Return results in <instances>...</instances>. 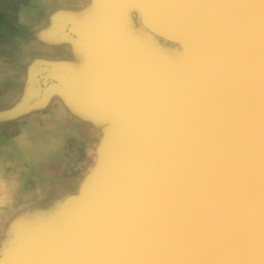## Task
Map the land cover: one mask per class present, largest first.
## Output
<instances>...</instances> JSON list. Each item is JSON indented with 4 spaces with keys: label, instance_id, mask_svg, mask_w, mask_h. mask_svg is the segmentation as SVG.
<instances>
[{
    "label": "water",
    "instance_id": "water-1",
    "mask_svg": "<svg viewBox=\"0 0 264 264\" xmlns=\"http://www.w3.org/2000/svg\"><path fill=\"white\" fill-rule=\"evenodd\" d=\"M30 3L12 36L66 54L28 53L0 136L59 105L91 154L15 197L0 264H264V0Z\"/></svg>",
    "mask_w": 264,
    "mask_h": 264
},
{
    "label": "crops",
    "instance_id": "crops-1",
    "mask_svg": "<svg viewBox=\"0 0 264 264\" xmlns=\"http://www.w3.org/2000/svg\"><path fill=\"white\" fill-rule=\"evenodd\" d=\"M38 6H39L38 9L41 8L40 5ZM39 20H41V17L38 15V19H37L38 24L40 22ZM42 35L43 37L45 36V34L43 33ZM22 42L23 43L20 44L19 42L16 41V44H18V51H16L15 55H14V50H12V48L10 47L11 49H9L8 55L6 54L3 58H0V67L4 68V71L2 72H4L6 77L5 78L6 87L7 84H11L9 91L10 93L7 92L5 93V95L0 96V101L8 100L12 98L13 96L12 83L16 81L18 75L21 73V66L23 64L22 62H24V58L28 55V53L31 50L34 49L38 55H43L47 58L64 57L66 54L63 49H57V48L52 49L42 44L39 40L37 44H35V48L29 45V43H26L24 41ZM51 50L53 51L51 52ZM62 114L63 113L61 111L60 106L54 105L53 108H51L49 111H46L43 116L37 117L35 121L30 122L26 126L15 127L14 129L11 128L2 131L3 135L6 136L4 137L0 136V152L5 151L4 149L1 150L2 147L14 146L17 147L18 149L17 151L11 150L9 152V155L4 154L5 152L0 154V156L2 155L14 156V159H12L15 162L14 168H12V172H14L12 173V178L14 180L15 186L13 187L12 194H14L15 197L21 194L25 187L29 188L30 193L33 192L35 194H40V195H49V194L58 195L61 193L72 192L76 188L79 178L82 176L81 174L82 171L84 170L89 154H91V151L88 149V143L85 139L86 136H84L89 132V129L91 127L83 124L78 120H69V118L66 117L62 119V117H60L62 116ZM56 130H58L59 132L62 131L63 132L62 136H64V144L62 145L63 150L60 151H55V150L52 151L51 148V147L59 146L54 143L58 139L57 138L58 134L57 132H55ZM19 131L28 132L29 135H31L33 132L35 134L36 131H38V134L40 133V131L42 132L46 131L47 133L45 132L44 134H42V136L40 135L41 138H38L37 140L41 142L42 146L48 147L49 150L43 154H38L35 152L33 157L30 159L23 157L20 148L22 147V145H24L23 143L25 139H23V136L19 133ZM70 138L73 139L71 140ZM47 142L48 144L50 143V145H48ZM6 159L7 158H2L0 159V162L4 163L6 162ZM61 167L63 169H61ZM18 184L19 186H17ZM14 200L16 199L14 198Z\"/></svg>",
    "mask_w": 264,
    "mask_h": 264
},
{
    "label": "rangeland",
    "instance_id": "rangeland-1",
    "mask_svg": "<svg viewBox=\"0 0 264 264\" xmlns=\"http://www.w3.org/2000/svg\"><path fill=\"white\" fill-rule=\"evenodd\" d=\"M30 2H32V0H0V5H1L0 7V58H3L6 54L8 55L9 49L11 48L12 50H14V55L16 54V51H18V44H16L15 38L12 36L13 35L12 32L14 33V29L18 22L33 20V17L36 12L35 11L36 8L32 9L33 8L31 7L32 3ZM28 5L29 7H27ZM23 14H25L26 16ZM3 23L6 24V27H5V24ZM1 30H3V32H1ZM2 71H4V68L0 67V96H3L5 95V93L9 92L10 87H11V84H7L8 87H6V83H5L6 77H5L4 72ZM12 85H14V82L12 83ZM17 150H18L17 147H13L12 149V151H17ZM2 158H7V159H6V162L0 163V191H2V188L3 189L10 188L8 183H10L9 179L11 182L13 180L12 168H14V164H15L14 160H12L14 159V156H0V159ZM7 195L8 193L6 194V196Z\"/></svg>",
    "mask_w": 264,
    "mask_h": 264
},
{
    "label": "bare ground",
    "instance_id": "bare-ground-1",
    "mask_svg": "<svg viewBox=\"0 0 264 264\" xmlns=\"http://www.w3.org/2000/svg\"><path fill=\"white\" fill-rule=\"evenodd\" d=\"M73 0H32V2H34L35 4H39L40 6H43V7H52V6H54V5H56V4H61V3H71ZM84 1V0H83ZM25 5V4H24ZM31 5V4H30ZM0 7H1V5H0ZM27 7H29V5L27 6ZM39 7V6H38ZM16 8V7H15ZM14 8V9H15ZM4 10V9H3ZM12 10H13V8H12ZM18 11V10H17ZM28 11V10H27ZM6 12V11H5ZM14 12H15V10H14ZM17 13V12H16ZM30 13V12H29ZM9 14V13H8ZM26 14V13H25ZM25 14H23V15H25ZM3 16V15H2ZM26 16V15H25ZM4 17V16H3ZM27 19V18H26ZM25 19V20H26ZM37 19H38V17H37ZM40 21V20H39ZM12 25V24H11ZM5 27H6V25H5ZM1 32H3V30H1ZM21 31L19 32V36L21 35ZM5 34V33H4ZM11 34V33H10ZM25 35V34H24ZM30 45V44H29ZM42 48V47H41ZM53 49V48H52ZM40 50V49H39ZM38 50V51H39ZM50 50V49H49ZM53 50H51V52H52ZM50 52V51H49ZM62 52V51H61ZM41 53V52H40ZM48 53V52H47ZM54 53V52H53ZM50 55V54H49ZM60 56V55H59ZM8 87V86H7ZM7 92V91H6ZM53 108V107H52ZM60 110V109H59ZM52 111V110H51ZM56 113H57V111H56ZM58 119V118H57ZM54 122V121H53ZM59 123V122H58ZM56 124V123H55ZM59 125V124H58ZM78 125V124H77ZM90 127V126H89ZM65 128V127H64ZM50 129V128H49ZM53 129V128H52ZM67 129V128H66ZM75 131V130H74ZM46 132V131H45ZM45 132H42V131H40V133L38 134V131H36L35 132V134H34V132L31 134V135H29L28 134V132H23V131H19V133L23 136V139H25V141H24V145H22V147L20 148V150H21V154H22V156L23 157H25V158H32L33 157V155H34V153L36 152V153H38V154H43V153H46L49 149H48V147H44V146H42L41 145V142L39 141V140H37L38 138H41V136H42V134H44ZM55 132H57V134H58V139H57V141H55L54 143L56 144V145H59V146H56V147H51L52 148V151H60V150H63V144H64V136H62V134H63V132L62 131H58V130H56ZM54 132V133H55ZM47 133V132H46ZM53 133V134H54ZM75 133V132H74ZM18 135V134H17ZM24 135H25V137H24ZM41 135V136H40ZM47 135V134H46ZM77 137V136H76ZM13 138H15V137H13ZM17 138V137H16ZM74 138V137H73ZM72 138V139H73ZM67 139V138H66ZM68 139H69V137H68ZM71 139V138H70ZM71 139V140H72ZM83 139V138H82ZM26 142V143H25ZM47 144H48V142H47ZM48 145H50V143L48 144ZM76 145V144H75ZM78 145H79V142H78ZM13 147L14 146H8V147H2L1 148V150L2 149H4L5 151H2V152H0V154L1 153H4V154H8L9 155V152L13 149ZM77 147V146H76ZM80 152V151H79ZM89 152V151H88ZM73 154V153H72ZM80 154V153H79ZM85 154V153H84ZM63 155V154H62ZM2 156H5V155H2ZM67 156H68V154H67ZM66 156V157H67ZM76 156V155H75ZM70 159V158H69ZM83 159V158H82ZM71 161H73V160H71ZM9 162V161H8ZM70 162V161H69ZM75 162V161H74ZM83 162V161H82ZM0 163H2V162H0ZM10 163V162H9ZM62 163V162H61ZM68 163V162H67ZM66 163V164H67ZM13 164H14V162H13ZM12 164V165H13ZM83 164V163H82ZM56 165V164H55ZM54 165V166H55ZM84 165V164H83ZM22 166V165H21ZM69 167V166H68ZM77 167H79V166H77ZM23 168V167H22ZM65 168V167H64ZM30 169V168H29ZM59 169V168H58ZM57 169V170H58ZM61 169H63L62 167H61ZM67 169V168H66ZM31 170V169H30ZM60 170V169H59ZM27 171H29V170H27ZM33 172V171H32ZM50 172V171H49ZM14 173V172H13ZM23 173V172H22ZM64 173V172H63ZM14 175H16V174H14ZM24 176V175H23ZM26 176H27V174H26ZM80 176V175H79ZM79 178V177H78ZM25 179V178H24ZM36 179V178H35ZM61 179V178H60ZM19 180V179H18ZM76 180V179H75ZM39 181V180H38ZM37 181V182H38ZM74 181V180H73ZM9 182L10 183H8L9 184V187L10 188H7V189H3L2 188V191H0V232L1 231H3L2 233H4L5 231H6V222L9 220V218L12 216V213L9 215V213H10V209H11V206H12V201L14 200V198H15V195L14 194H12V191H13V187L15 186V183H14V181L12 180V182L10 181V179H9ZM42 182V181H41ZM48 183V182H47ZM63 183V182H62ZM73 183V182H72ZM58 184V183H57ZM39 185V184H38ZM41 185V184H40ZM17 186H19V184L17 185ZM41 187V186H40ZM18 188V187H17ZM63 188V187H62ZM72 188V187H71ZM15 189V188H14ZM51 191V190H50ZM71 191V190H70ZM23 192V191H22ZM40 192V191H39ZM8 193V195L10 196V198H9V196L7 195L6 196V194ZM15 193V192H14ZM58 193V192H57ZM59 195V194H58ZM3 223H5V224H3Z\"/></svg>",
    "mask_w": 264,
    "mask_h": 264
},
{
    "label": "snow or ice",
    "instance_id": "snow-or-ice-1",
    "mask_svg": "<svg viewBox=\"0 0 264 264\" xmlns=\"http://www.w3.org/2000/svg\"><path fill=\"white\" fill-rule=\"evenodd\" d=\"M129 11H131V9H129Z\"/></svg>",
    "mask_w": 264,
    "mask_h": 264
}]
</instances>
